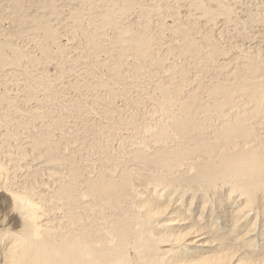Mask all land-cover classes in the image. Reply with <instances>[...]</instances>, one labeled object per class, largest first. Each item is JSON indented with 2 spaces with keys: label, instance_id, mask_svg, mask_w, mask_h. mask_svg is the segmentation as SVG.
Returning <instances> with one entry per match:
<instances>
[{
  "label": "rangeland",
  "instance_id": "rangeland-1",
  "mask_svg": "<svg viewBox=\"0 0 264 264\" xmlns=\"http://www.w3.org/2000/svg\"><path fill=\"white\" fill-rule=\"evenodd\" d=\"M204 2L207 5L199 8L194 0H134L130 4L126 0H0V43L9 46L4 65H0V97L8 95L13 101L8 120L17 122L19 128L10 127L14 137L4 142V148L7 156L12 153L9 146L15 151L22 145V153L34 156L6 160L13 162L15 170L27 166L31 178L37 173L35 181L46 182L49 188L56 186L59 176L50 174L59 170L64 176L65 165L57 167L35 157L41 151L37 155L31 147L37 135L40 139L48 134L50 144L60 149L61 154L56 155L63 161L74 160L91 178L102 172L115 179L130 172L131 197L125 204L130 208L132 200L140 203L143 191L148 192L142 177L150 174V169L132 162L133 154L139 151L151 157L160 148L154 139L155 127L168 121L164 108L174 102L177 86L197 103L199 94L203 102L208 97V105L220 108L227 118L264 107V100L256 101L264 92V0H224V5L231 4L234 20L218 11L214 2ZM207 8L215 14L205 15ZM174 26H183L190 33L185 36ZM92 36L100 48L93 46ZM140 36L150 43L144 56L130 46ZM213 49L218 52L212 54ZM246 59L250 63H242ZM250 73L257 77L251 90L252 85L242 87L249 84ZM215 83L231 91L226 111L222 106L225 93L214 100L208 91ZM0 108L1 137L11 123L4 122L7 109ZM213 118L218 115L214 113ZM216 125L220 128L222 120ZM17 132L20 144L14 141ZM43 145L42 150L47 147ZM177 194L189 196L183 190L174 196ZM89 200L94 207L90 212L98 219L102 210L85 198L86 203ZM208 207L198 223L210 222L206 230L213 238L243 248L236 229L229 225V215L219 214L217 203ZM212 208H216L215 215ZM123 210L136 228L139 221L131 208L128 213L125 207ZM262 217L258 228L264 222ZM154 231L149 230L150 237ZM262 237L258 244L264 243V234ZM256 252L264 255L263 250Z\"/></svg>",
  "mask_w": 264,
  "mask_h": 264
},
{
  "label": "bare ground",
  "instance_id": "bare-ground-1",
  "mask_svg": "<svg viewBox=\"0 0 264 264\" xmlns=\"http://www.w3.org/2000/svg\"><path fill=\"white\" fill-rule=\"evenodd\" d=\"M194 1L199 8L207 5L204 0ZM207 1L214 2L218 11L234 20L231 4L224 5V0ZM213 13L210 8L204 12L209 16ZM106 18L109 19L110 14ZM175 29L185 36L190 33L183 26ZM48 33L52 37V31ZM91 41L96 49L100 48L95 36ZM130 46L141 56L150 49L145 36L136 38ZM8 50L7 44L0 43V65H4ZM217 52V49L212 50V54ZM243 60L244 64L250 63ZM255 78L250 73L249 84L243 83L242 87L252 85L251 90ZM222 86L227 87L212 84L208 91L214 100L225 93L226 102L222 106L226 111L231 91ZM174 95V102L164 108L168 121L155 127L154 139L160 148L151 157L138 151L131 160L150 169V174L142 177L148 192L143 191L145 196L140 203L130 202L131 212L139 221L135 222L136 228L123 210L125 207L126 213L130 211L125 206L132 189V176L128 171L115 179L102 172L91 178L80 171L74 160L63 161L56 155L60 149L50 144L48 134L43 135L49 137L40 139L37 135L31 140V147L36 154L41 151L40 156L35 157L44 158L57 167L65 165L64 176L52 168L51 177L59 176V181H54L56 186L49 188L46 182L35 181L37 173L31 178L27 166L15 170L13 162H8L7 158L20 161L21 157L30 156L20 151L22 145L15 147V151L9 146L12 153L6 156L4 142L14 137L10 127H17V122L8 120L15 106L13 101L8 95L0 97V106L7 109L4 122L11 123L0 137V264H264V255L256 252L263 250L260 253L264 254V243L258 244L264 234V222L258 228L264 215V107L259 105L227 118L220 108L208 105V97L206 102L201 94L199 103L196 98L189 100L180 85ZM263 100L264 92L256 98L257 103ZM214 113L217 119L213 118ZM218 120H222L220 128L216 125ZM15 136L14 141L20 144L19 133ZM43 144L47 147L42 150ZM164 145L169 147L164 148ZM180 190L188 192L189 196H174ZM163 196L166 202L161 199ZM88 197L102 210L98 219L90 212L94 207L90 200L86 203ZM214 203L220 207L219 214L229 215V225L236 229L243 245L241 249L255 248L254 252H243L225 240L213 238L206 230L210 222L204 226L198 223L197 218H202L208 212L207 206ZM108 206L109 211L105 213ZM215 209H211L214 215ZM150 229L155 230L151 237ZM171 246L172 250L168 249ZM258 247L262 248L256 250ZM211 249L215 251L210 252Z\"/></svg>",
  "mask_w": 264,
  "mask_h": 264
}]
</instances>
